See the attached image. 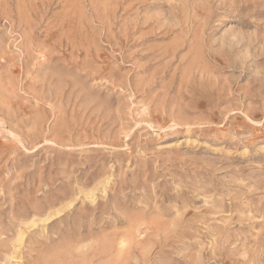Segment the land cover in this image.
<instances>
[{
	"label": "rangeland",
	"instance_id": "1",
	"mask_svg": "<svg viewBox=\"0 0 264 264\" xmlns=\"http://www.w3.org/2000/svg\"><path fill=\"white\" fill-rule=\"evenodd\" d=\"M0 264H264V0H0Z\"/></svg>",
	"mask_w": 264,
	"mask_h": 264
}]
</instances>
